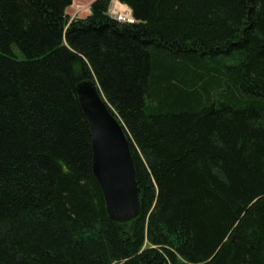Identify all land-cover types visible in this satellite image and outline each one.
<instances>
[{"label": "trees", "instance_id": "trees-1", "mask_svg": "<svg viewBox=\"0 0 264 264\" xmlns=\"http://www.w3.org/2000/svg\"><path fill=\"white\" fill-rule=\"evenodd\" d=\"M0 0V264H264V0ZM124 126L110 219L75 84Z\"/></svg>", "mask_w": 264, "mask_h": 264}, {"label": "water", "instance_id": "water-1", "mask_svg": "<svg viewBox=\"0 0 264 264\" xmlns=\"http://www.w3.org/2000/svg\"><path fill=\"white\" fill-rule=\"evenodd\" d=\"M77 102L91 138V172L104 198L110 219L127 223L141 211L134 159L124 126L105 101L95 80L86 78L74 86Z\"/></svg>", "mask_w": 264, "mask_h": 264}, {"label": "rangeland", "instance_id": "rangeland-1", "mask_svg": "<svg viewBox=\"0 0 264 264\" xmlns=\"http://www.w3.org/2000/svg\"><path fill=\"white\" fill-rule=\"evenodd\" d=\"M94 0H72L71 5H69L66 9L65 12L67 14L68 22L72 20V18H83L90 12V4ZM109 9H113L114 12H121L125 17L127 16L128 18V13L131 15V10L128 8L124 3H122L120 0H110ZM126 18V17H125ZM126 18V19H127ZM132 18V15L131 17ZM128 18V19H130Z\"/></svg>", "mask_w": 264, "mask_h": 264}, {"label": "built area", "instance_id": "built-area-1", "mask_svg": "<svg viewBox=\"0 0 264 264\" xmlns=\"http://www.w3.org/2000/svg\"><path fill=\"white\" fill-rule=\"evenodd\" d=\"M109 13L116 20H122V21H127V22L133 21V19L130 18L131 17L130 13H128L129 14L128 18H130V19H128L127 16H125L127 19L125 17H123L124 15L121 12H117V11L114 12L113 9H109Z\"/></svg>", "mask_w": 264, "mask_h": 264}]
</instances>
